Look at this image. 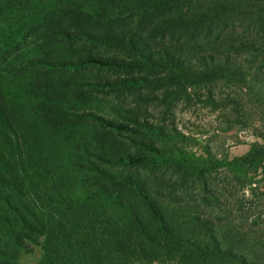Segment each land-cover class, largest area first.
I'll list each match as a JSON object with an SVG mask.
<instances>
[{
  "label": "trees",
  "instance_id": "16d2710c",
  "mask_svg": "<svg viewBox=\"0 0 264 264\" xmlns=\"http://www.w3.org/2000/svg\"><path fill=\"white\" fill-rule=\"evenodd\" d=\"M142 90L259 115L261 142L231 160L161 148L181 134L106 100ZM160 168L178 176L136 172ZM28 246L37 264H264V0H0V264Z\"/></svg>",
  "mask_w": 264,
  "mask_h": 264
},
{
  "label": "rangeland",
  "instance_id": "374dc122",
  "mask_svg": "<svg viewBox=\"0 0 264 264\" xmlns=\"http://www.w3.org/2000/svg\"><path fill=\"white\" fill-rule=\"evenodd\" d=\"M216 89L217 99L224 93L235 91L233 87L227 88L221 85ZM189 93L193 94L191 90H189ZM152 96L149 90H142L136 93H123L118 99L114 98L113 95H107L106 100L108 104L114 102L115 105L122 104L127 109H134V111L138 113L139 118H144L149 114L147 118H149L150 121H156L158 124L168 125L170 129H176V131L181 134V137H177L174 140H168L167 138L166 140L157 141V144H159L161 148L176 146L205 161L222 160L225 157L231 160L235 157H240L249 150L252 143L261 142V139L256 136L257 131L260 130L259 115H254L251 118L249 116L248 122L252 127L246 128L237 124L233 117L231 120H228V110L226 111L222 108H218L216 103L209 104L201 102L197 99L196 95H192L189 100L182 98L180 101L176 102V104L174 103L169 106L158 105L155 101L147 100L151 99ZM108 104H106L104 111L106 113H111L107 108ZM169 134L171 135V133ZM121 141L123 144L121 148L129 149L131 152H142L137 142L132 145L130 140L121 139ZM136 141L139 142V139ZM217 170V172L211 174V177L220 185L226 173L221 170V168ZM136 172H139V177L151 182H154L155 179L168 181L178 176V174L173 173V170L169 169V171H166L164 168H160L154 172L138 169ZM230 191L233 195L228 197L225 205L232 203L233 206H231V208L236 210L238 207L234 206V204L238 201H242L245 210L249 208V200L251 199L249 189H230ZM227 196L228 194L226 197ZM160 199L163 203H166L168 207L178 210L179 206H185L181 205L182 203L178 204L167 196H163ZM190 205L193 204L189 203V205H186L188 208L185 206V208L183 207L182 209L187 211L191 210L192 208H190ZM199 209L204 211L202 207ZM236 212L237 211L234 212V215L237 214ZM243 215L245 216L246 214ZM247 215L249 216V218H247L249 221L251 219L250 217H253L254 214L249 212ZM243 226L245 225L243 224ZM245 227L246 232H252L249 230L250 228L248 226ZM255 229L256 231H261L258 228ZM253 234L256 235L255 233ZM248 235H251V233L248 232ZM251 241L254 242L250 240L249 244H253ZM39 256L40 249L38 247L28 246L27 249L21 252L18 264H37ZM152 264L163 263L154 262Z\"/></svg>",
  "mask_w": 264,
  "mask_h": 264
}]
</instances>
